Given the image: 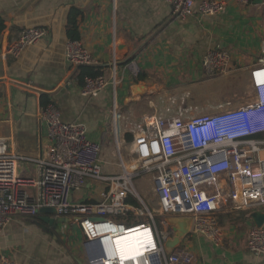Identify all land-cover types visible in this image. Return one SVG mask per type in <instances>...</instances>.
I'll use <instances>...</instances> for the list:
<instances>
[{
    "label": "crops",
    "instance_id": "1",
    "mask_svg": "<svg viewBox=\"0 0 264 264\" xmlns=\"http://www.w3.org/2000/svg\"><path fill=\"white\" fill-rule=\"evenodd\" d=\"M222 1L226 2L223 12L181 18L164 0H0V16L6 24L0 37V137L9 140L14 154L39 158L46 153L51 139L41 114L42 95L48 94L62 120L83 123L89 138L103 145L111 162L116 127L119 139L128 140L133 124L146 115H176L181 108H187L189 115L217 111L212 103L200 102L213 96L208 86L219 78L203 67L205 54L216 46L230 53L233 69L229 75L242 73L251 99L250 72L262 55L264 40V0ZM72 7L83 11L80 41L92 55L90 64L100 68L110 82L116 72V85L110 83L97 96L83 95L80 67L66 56ZM31 27L46 28L48 34L19 57L9 54L8 46ZM238 94L235 89L234 97L224 103L244 104L235 98ZM109 168L106 164L105 170ZM18 169L30 177H37L39 171L29 161H21ZM143 177L151 180L148 198L157 205L152 178ZM92 189L87 185L75 196L98 199L100 188ZM150 207L157 209L158 205ZM40 216L52 225L70 222L45 213L15 217L0 230V258L8 255L17 264H88L87 239L80 228L71 240L60 231L47 236L32 228L28 219ZM176 217L165 218L172 229ZM217 218L225 233L223 243L217 245L190 231L178 246L193 254L192 264H264V256L248 248L255 226L249 212L222 210Z\"/></svg>",
    "mask_w": 264,
    "mask_h": 264
},
{
    "label": "built area",
    "instance_id": "2",
    "mask_svg": "<svg viewBox=\"0 0 264 264\" xmlns=\"http://www.w3.org/2000/svg\"><path fill=\"white\" fill-rule=\"evenodd\" d=\"M164 1L181 18L215 15L226 8L222 0ZM47 34L43 27L27 28L7 51L19 57ZM66 56L77 66L93 60L80 40H69ZM230 61L228 50L216 46L205 54L203 67L211 75L225 73ZM84 80L85 96H97L110 83H117L116 72L112 82L104 74ZM250 81L253 97L240 106L229 100L212 113L189 115L187 108H181L176 115H146L129 130L133 134L129 143L119 139L116 127L111 162L103 145L89 138L83 123L63 121L56 105L48 104L41 115L51 145L42 156L14 154L9 140L0 137V230L17 216H35L42 208H54L57 218H69L86 236L88 264H110L104 254L99 256L103 240L99 231L113 230L114 236L132 229L140 230L142 252L124 260L113 248L111 264H192L189 250L166 251L165 243L174 234L167 216L191 217V232L220 245L225 236L217 218L220 211L250 213L264 208V40ZM21 161L36 163L37 177L20 173ZM106 164L119 170L105 171ZM143 176L152 178L157 209L150 207L137 187L136 180ZM87 185L100 188L98 199L75 196ZM158 215L163 217L161 227ZM130 216L145 221H130ZM248 248L264 256V225L251 229ZM0 259V264H17L5 254Z\"/></svg>",
    "mask_w": 264,
    "mask_h": 264
},
{
    "label": "rangeland",
    "instance_id": "3",
    "mask_svg": "<svg viewBox=\"0 0 264 264\" xmlns=\"http://www.w3.org/2000/svg\"><path fill=\"white\" fill-rule=\"evenodd\" d=\"M232 65L230 63L229 69L227 72L225 73H215L213 74L214 77H219L218 79H215L214 81H211L208 86L209 92L210 91H214L213 92V96H210L207 99H203L200 102L202 104L205 103H212L213 107H215L217 109V106L219 104H222L226 101V98H228L229 96H233L234 90H238L239 94L237 95V97L240 99L242 102H247L250 99V87L248 85V83H246L243 79H242V73L240 71H237L238 73H235L233 76H230L229 74H231L232 72ZM247 70V68H245V71ZM234 97V96H233ZM130 126V124H129ZM127 142L129 143V141L127 140ZM126 159L129 161L130 155L127 153V148H126ZM106 166V165H105ZM110 171H112V168H109ZM119 168L116 166V171H118ZM108 171V170H105ZM136 184L137 187L139 188L141 194L143 195V197H145V200L148 201L149 205L157 207V205H155L148 197H149V190L152 186L151 184V180H149L147 177H143L140 179L136 180ZM149 200H148V199ZM55 215V214H52ZM42 216L40 217H28V219L30 220L31 224H32V228H36V230H40V232H42L43 234H46L47 236L50 235H59L58 231L62 232L65 236V238L67 239H72L73 236L76 235L77 233V226L75 224H71V222H63V221H58L55 224H51L48 222H44L41 219ZM139 220H134V222H142L145 221L144 218H139ZM157 223L160 225H162V218L161 217H156ZM116 222H120L122 221L121 219L115 218ZM65 225H68L67 230H65ZM67 227V226H66ZM82 257V255H81Z\"/></svg>",
    "mask_w": 264,
    "mask_h": 264
},
{
    "label": "bare ground",
    "instance_id": "4",
    "mask_svg": "<svg viewBox=\"0 0 264 264\" xmlns=\"http://www.w3.org/2000/svg\"><path fill=\"white\" fill-rule=\"evenodd\" d=\"M113 230L99 231L98 236L102 237V251L106 260L111 264L112 249L124 260L133 259L139 256L141 233L140 230L132 229L129 232L124 231L119 235H111ZM109 259V260H108Z\"/></svg>",
    "mask_w": 264,
    "mask_h": 264
},
{
    "label": "water",
    "instance_id": "5",
    "mask_svg": "<svg viewBox=\"0 0 264 264\" xmlns=\"http://www.w3.org/2000/svg\"><path fill=\"white\" fill-rule=\"evenodd\" d=\"M132 58H130L127 62H129ZM84 65H90L95 66L93 64H82L78 67L84 66ZM40 213L45 214H54L55 210L54 208H42L40 210ZM249 217L254 221L255 225L258 227H261L264 225V211L263 210H254L249 213ZM50 222L54 223V218H49ZM172 222L174 223L173 230L174 235L165 243V248L168 253H170L173 249L177 248L182 239L190 233L192 228V218L189 216H179L172 219ZM98 243L101 244V240L97 239ZM103 255V251L99 254V256Z\"/></svg>",
    "mask_w": 264,
    "mask_h": 264
},
{
    "label": "trees",
    "instance_id": "6",
    "mask_svg": "<svg viewBox=\"0 0 264 264\" xmlns=\"http://www.w3.org/2000/svg\"><path fill=\"white\" fill-rule=\"evenodd\" d=\"M83 16V11L77 7H72L68 17L67 23V33L70 40H80V32H79V20ZM6 27L5 20L0 16V37ZM102 74V71L98 67L84 65L79 69V78L83 82L86 76H97ZM142 79V78H140ZM51 102L50 96L48 94L42 95V105L43 107L47 106ZM128 140L132 139V134H128ZM133 216H130V219Z\"/></svg>",
    "mask_w": 264,
    "mask_h": 264
}]
</instances>
